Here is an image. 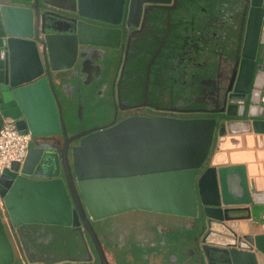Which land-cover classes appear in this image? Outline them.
I'll return each instance as SVG.
<instances>
[{
	"label": "water",
	"instance_id": "1",
	"mask_svg": "<svg viewBox=\"0 0 264 264\" xmlns=\"http://www.w3.org/2000/svg\"><path fill=\"white\" fill-rule=\"evenodd\" d=\"M169 1L0 0V124L8 117L31 135L23 160L0 174V264L14 262L11 227L82 222L97 246L89 220L134 209L193 218L195 264H264V232L249 206L261 193L250 194L243 164L217 167L209 158L217 132L235 126L264 135V0H246L230 94L216 115L133 116L66 131V47L70 61L79 45L117 49L134 15Z\"/></svg>",
	"mask_w": 264,
	"mask_h": 264
},
{
	"label": "flooded vegetation",
	"instance_id": "2",
	"mask_svg": "<svg viewBox=\"0 0 264 264\" xmlns=\"http://www.w3.org/2000/svg\"><path fill=\"white\" fill-rule=\"evenodd\" d=\"M147 5L141 16L131 18L135 26H125L119 48L79 45L70 61L73 49L66 47L65 65L70 66L62 75L68 135L133 116L202 117L225 107L239 59L246 0H170ZM70 29L68 20L65 31ZM102 103H108L107 113L102 111V118L97 117L101 122L95 124L90 111ZM82 138L72 139L69 146ZM132 212L140 215H129ZM89 224L98 247L82 222L11 227L12 264H103L100 253L109 264L198 261L191 217L134 209ZM186 227L191 237L176 243L172 235ZM133 246L138 248L134 254Z\"/></svg>",
	"mask_w": 264,
	"mask_h": 264
},
{
	"label": "crops",
	"instance_id": "3",
	"mask_svg": "<svg viewBox=\"0 0 264 264\" xmlns=\"http://www.w3.org/2000/svg\"><path fill=\"white\" fill-rule=\"evenodd\" d=\"M260 88L264 94V80L261 82ZM209 158L211 164L217 167L232 164L245 166L250 194L260 192V197L263 199L262 202L249 205L252 211L251 215L254 214L250 220L257 221L259 229L264 232V135L237 127L223 134L217 132ZM234 176L233 171L227 174L230 179L231 192L233 184L236 185Z\"/></svg>",
	"mask_w": 264,
	"mask_h": 264
},
{
	"label": "built area",
	"instance_id": "4",
	"mask_svg": "<svg viewBox=\"0 0 264 264\" xmlns=\"http://www.w3.org/2000/svg\"><path fill=\"white\" fill-rule=\"evenodd\" d=\"M30 133L18 131L8 117L0 124V174L13 161H22L30 145ZM0 212L5 215V208L0 197Z\"/></svg>",
	"mask_w": 264,
	"mask_h": 264
},
{
	"label": "rangeland",
	"instance_id": "5",
	"mask_svg": "<svg viewBox=\"0 0 264 264\" xmlns=\"http://www.w3.org/2000/svg\"><path fill=\"white\" fill-rule=\"evenodd\" d=\"M104 107H108V103H102L101 106H99V107L98 106H94L93 107V111H90L92 114H95V116L93 115L94 116L93 119L95 120L93 123L96 124V123H100L101 122L100 119H97V117L102 118L101 117L102 111L105 112L104 114L107 113L106 112L107 110ZM129 215L137 216V215H140V214H138L136 212H132V213H129ZM191 232L192 231L190 229H188L187 227L186 228H182V229L178 230L177 232H175L172 235L173 236L172 238H174V241H176V243H177L178 239H180V240L185 239V241L187 242L189 237H191V235H192ZM137 251H138V248L133 246V248H132L133 254L135 252H137ZM110 254H111V249L107 248V255L110 256ZM109 258H111V257H109ZM144 264H148V263L145 262Z\"/></svg>",
	"mask_w": 264,
	"mask_h": 264
}]
</instances>
